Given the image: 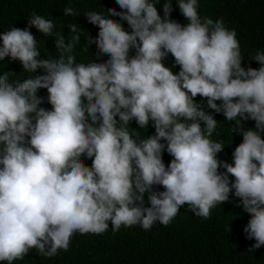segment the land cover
<instances>
[{"label":"trees","instance_id":"obj_1","mask_svg":"<svg viewBox=\"0 0 264 264\" xmlns=\"http://www.w3.org/2000/svg\"><path fill=\"white\" fill-rule=\"evenodd\" d=\"M80 62L100 72L84 97L64 95ZM12 172L49 197L38 224L0 212L13 247L68 228L73 252L110 249V233L85 236L80 223L95 200L116 212L102 222L181 232L184 246L182 223L216 202L204 223L223 234L231 201L264 185V0H0L3 193ZM128 186L121 199L105 193ZM229 222L231 239L198 234L185 264H264Z\"/></svg>","mask_w":264,"mask_h":264},{"label":"clouds","instance_id":"obj_2","mask_svg":"<svg viewBox=\"0 0 264 264\" xmlns=\"http://www.w3.org/2000/svg\"><path fill=\"white\" fill-rule=\"evenodd\" d=\"M86 63L78 64L80 76L65 94H72L76 97H84L83 86L92 77L97 76L99 69H89ZM13 180L10 191L3 193L0 191V212L16 213L23 221L24 225L30 226L32 223L42 222L49 216V197L37 194L34 188H22L20 176L16 173H6ZM1 176V175H0ZM128 187L107 190L105 193L111 199H121L127 193ZM210 182L204 189H211ZM217 188V187H215ZM102 195V194H101ZM212 196L211 193L201 194V199ZM229 205H233L232 211L224 216L226 224L223 227V234L215 227L207 225L204 220L212 217L209 212L216 208V202H210L208 210H197L192 215L198 221L190 225L182 223L186 235L187 244L193 240L197 247L204 243L198 234L204 236L208 241L223 242L231 239L229 230V219L233 218L236 227L233 232L236 234L233 239L244 241L247 247L253 250V262L264 257V185L254 192L248 200H233ZM99 213V217L92 218L93 214ZM116 213L110 205L104 201H91L83 203L79 208L80 223L88 225L85 236L109 234L110 249H102L101 252L93 254L86 252H73L72 243L76 234H67L68 228L57 232L54 236L45 239H28L24 245L13 247L7 243L3 233L0 231V264H121L126 261L128 264H177L186 262L180 257L183 249L187 245H182L179 233H169L157 230L152 237L139 236L134 231H155L147 228L129 226L124 230L118 228L116 219L102 222L103 218ZM173 224L170 221L165 227L169 228ZM61 225L65 226L64 222ZM4 229L9 231L11 225L4 224ZM213 229V230H211ZM122 231L121 233H118ZM112 233V234H111ZM126 236V239H125ZM103 242L105 240L102 238Z\"/></svg>","mask_w":264,"mask_h":264}]
</instances>
